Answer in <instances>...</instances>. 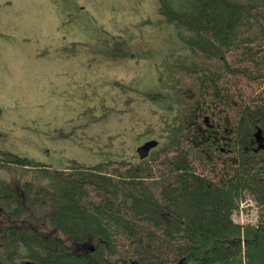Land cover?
<instances>
[{
	"label": "trees",
	"instance_id": "obj_1",
	"mask_svg": "<svg viewBox=\"0 0 264 264\" xmlns=\"http://www.w3.org/2000/svg\"><path fill=\"white\" fill-rule=\"evenodd\" d=\"M158 10L182 48L158 145L63 168L5 151L30 175L0 188V264H264V0ZM247 196L256 222L234 218Z\"/></svg>",
	"mask_w": 264,
	"mask_h": 264
},
{
	"label": "rangeland",
	"instance_id": "obj_2",
	"mask_svg": "<svg viewBox=\"0 0 264 264\" xmlns=\"http://www.w3.org/2000/svg\"><path fill=\"white\" fill-rule=\"evenodd\" d=\"M10 1L0 0V157L56 168L139 160L138 145L161 134L163 105L151 96L169 91L164 61L182 53L159 0ZM29 173L0 160V188ZM250 199L236 221L256 222Z\"/></svg>",
	"mask_w": 264,
	"mask_h": 264
},
{
	"label": "crops",
	"instance_id": "obj_3",
	"mask_svg": "<svg viewBox=\"0 0 264 264\" xmlns=\"http://www.w3.org/2000/svg\"><path fill=\"white\" fill-rule=\"evenodd\" d=\"M51 7H54L55 5H59L60 1H62V5L67 6L69 3V0H47ZM36 2L37 0H11V6L17 7L19 9L24 8H36ZM33 3V4H32Z\"/></svg>",
	"mask_w": 264,
	"mask_h": 264
},
{
	"label": "water",
	"instance_id": "obj_4",
	"mask_svg": "<svg viewBox=\"0 0 264 264\" xmlns=\"http://www.w3.org/2000/svg\"><path fill=\"white\" fill-rule=\"evenodd\" d=\"M159 143L157 138H150L138 145L136 151L140 158L147 157L151 151V149L155 148ZM29 264V263H25Z\"/></svg>",
	"mask_w": 264,
	"mask_h": 264
},
{
	"label": "built area",
	"instance_id": "obj_5",
	"mask_svg": "<svg viewBox=\"0 0 264 264\" xmlns=\"http://www.w3.org/2000/svg\"><path fill=\"white\" fill-rule=\"evenodd\" d=\"M250 201H253V199H250ZM241 202H242V201H241ZM241 202H240V203H241ZM253 204L255 205V202H254V201H253L252 204H250V205H253ZM243 205H244V203L241 204V206H243ZM248 206H249V205H248ZM239 209H240V208H239ZM240 210H241V209H240Z\"/></svg>",
	"mask_w": 264,
	"mask_h": 264
}]
</instances>
